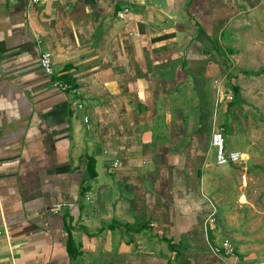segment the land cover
I'll return each mask as SVG.
<instances>
[{
    "label": "crops",
    "instance_id": "obj_1",
    "mask_svg": "<svg viewBox=\"0 0 264 264\" xmlns=\"http://www.w3.org/2000/svg\"><path fill=\"white\" fill-rule=\"evenodd\" d=\"M262 61L264 0H0V264H264Z\"/></svg>",
    "mask_w": 264,
    "mask_h": 264
},
{
    "label": "built area",
    "instance_id": "obj_2",
    "mask_svg": "<svg viewBox=\"0 0 264 264\" xmlns=\"http://www.w3.org/2000/svg\"><path fill=\"white\" fill-rule=\"evenodd\" d=\"M33 3H39V2H46L50 0H31ZM128 8H125L123 10L118 11L117 15L118 17H124L125 14L128 12ZM40 64L45 71L47 75H52L55 73L53 61L51 54L49 52L42 53L40 57ZM55 85L59 87L62 90H67L70 88L69 84L62 81V80H56ZM234 97L233 91H230L228 94V98L232 100ZM82 105L80 104V107ZM88 118H85V121H87ZM211 146L215 150L216 155V162L219 165L228 164V163H237L243 158V153L240 150H228L226 147V139L224 135L223 128H216L213 130L211 134ZM207 222L213 227L215 222V217L213 215H210L207 218ZM1 233V231H0ZM220 249H224L225 254L227 255H235V249L233 244L229 239H225L221 246L214 247L213 250L218 252Z\"/></svg>",
    "mask_w": 264,
    "mask_h": 264
},
{
    "label": "rangeland",
    "instance_id": "obj_3",
    "mask_svg": "<svg viewBox=\"0 0 264 264\" xmlns=\"http://www.w3.org/2000/svg\"><path fill=\"white\" fill-rule=\"evenodd\" d=\"M250 71L249 72H253L254 74L256 73V72H263V74H264V61H262V64L259 66V68L258 69H249ZM263 116H264V113H263ZM263 197H264V195H263ZM264 199V198H263Z\"/></svg>",
    "mask_w": 264,
    "mask_h": 264
}]
</instances>
